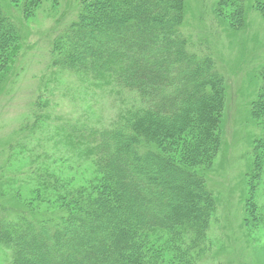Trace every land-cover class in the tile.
<instances>
[{
    "label": "rangeland",
    "instance_id": "374dc122",
    "mask_svg": "<svg viewBox=\"0 0 264 264\" xmlns=\"http://www.w3.org/2000/svg\"><path fill=\"white\" fill-rule=\"evenodd\" d=\"M92 1L0 0L17 29L0 46V220L57 222L62 208L110 188L81 138L123 126L143 100L109 77L54 64L58 37ZM180 30L189 50L212 58L224 79L217 151L193 157L194 130L139 145L202 175L215 207L202 241L189 230L153 232L146 251L152 264H264V118L256 112L264 94V0H187ZM13 255L0 244V264H13Z\"/></svg>",
    "mask_w": 264,
    "mask_h": 264
},
{
    "label": "trees",
    "instance_id": "16d2710c",
    "mask_svg": "<svg viewBox=\"0 0 264 264\" xmlns=\"http://www.w3.org/2000/svg\"><path fill=\"white\" fill-rule=\"evenodd\" d=\"M186 1L94 0L58 37L56 66L109 77L144 106L123 126L87 130L81 138L92 145L107 192L62 208L57 222L0 220V244L14 250L13 264H152L149 233L189 230L193 242L203 240L215 207L204 177L139 145L189 130L200 137L193 157L214 155L219 145L224 79L212 58L189 50L180 30ZM16 34L0 4V46ZM256 112L264 118V94Z\"/></svg>",
    "mask_w": 264,
    "mask_h": 264
}]
</instances>
